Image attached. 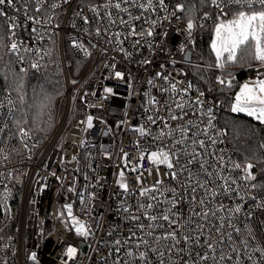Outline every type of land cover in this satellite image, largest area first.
Listing matches in <instances>:
<instances>
[{"label":"built area","instance_id":"built-area-1","mask_svg":"<svg viewBox=\"0 0 264 264\" xmlns=\"http://www.w3.org/2000/svg\"><path fill=\"white\" fill-rule=\"evenodd\" d=\"M42 2L44 10L39 13V18L46 20L51 17V22L40 25L25 20L23 10L18 14L12 8L4 7L9 17L17 18L19 27L16 29V39L23 41L24 46L46 51L49 42L54 38L57 40L65 90L56 121L42 140L34 138L30 132L23 136L15 130L13 97L5 94L0 99V129H3L0 131V264H67L65 252L69 246L78 249L73 264H160L161 261L163 264H185V261L192 264L196 252L209 250L185 245L181 241L177 247L190 248L191 256L175 250L168 252L167 245L174 242H157L146 235L150 230L147 228L148 224L163 225L162 228L152 229L154 235L159 236L169 229L168 222L159 219L149 221L137 211L138 203L159 202L158 208L147 209L149 214L159 217L170 206L168 201L172 199V193L169 191H165L163 196L157 192L149 193L146 197L139 195L140 187H151L157 179L164 181L166 189L182 191L181 181L172 180L168 175L170 170L165 165L153 166L147 159V155L157 148L181 147L174 145L181 138L180 133L175 132L174 135L161 139L156 137H159L161 130L168 132L178 125H187L188 121H192L199 129L209 127L207 113L211 108L214 119L208 135L216 138L217 142L215 145H208V151L215 152L217 156L223 155L225 162L229 158L242 165L247 162L236 159L228 141L227 130L220 123L223 113L232 112L226 103L215 101L204 94L203 105H194L191 111L186 108V115L175 109L173 100L180 101L181 95L183 100H195L202 92L186 78L185 65L189 62L185 55L187 50H191V42L185 31L186 20L183 13L175 9L179 0H164L165 7L160 6L158 0H153L155 10L140 7L146 0H112V4L120 2L121 9L127 8V12L111 5L103 7L106 0H68L66 4L62 0ZM52 3H60L61 6L52 10ZM17 7H20V3ZM34 7L33 3L29 4V14L35 16L37 14L33 11ZM92 7H98L99 16L90 10ZM212 8L213 14H209L207 19H202V16L198 20L200 25L214 22L216 18L218 22L219 10ZM231 8L237 7H226L225 12ZM107 12H111V20L105 15ZM82 16L88 17L89 23H84ZM0 18L5 25L4 18ZM122 20L126 23H121ZM33 27L38 28V33L32 32ZM97 27L101 29L100 35L96 34ZM133 27L137 33L135 36L130 34ZM149 28L154 31L152 37L146 34ZM5 30V48L8 50L10 40L6 27ZM116 33L121 35L117 37ZM191 40L193 41V33ZM65 43L77 58L92 61L91 66L77 79L70 74L71 60L66 56ZM78 45H83L90 55L85 56ZM181 45L186 46L183 52L180 51ZM121 47L127 55L119 50ZM22 54L25 55L23 62L13 56L23 69L31 68V62L39 60L34 54ZM40 55L43 59L40 60L38 69L43 66L46 56L44 51ZM145 59L150 63L143 64ZM211 68L217 71V82V77H220L230 80L231 86L248 79L264 78V63L261 62L252 66L243 76L229 71L226 65L223 69H218L216 64ZM116 72L123 73V78L117 77ZM157 72L171 74L170 80L179 82L175 96L169 83L156 77ZM150 79L154 81L153 85L147 83ZM189 82L193 88L188 93L181 94L179 89L186 87ZM108 88L112 89L110 93L105 92ZM163 88H168L169 91L162 92ZM150 97H155L159 104H150ZM169 107L173 109L171 113L168 111ZM80 109L83 110V115L76 116ZM173 114L183 118L170 120L169 117ZM88 115L93 117V127L85 131L86 124L81 121L86 120ZM149 115L156 118L155 124L147 120ZM166 123L169 125L167 128ZM141 126L150 134L141 136L136 130ZM196 130L193 128V132ZM217 133H220L218 137ZM197 138L206 142L208 140L202 131ZM195 148L196 151L204 152L198 145ZM188 151L191 152L192 147ZM125 152L128 153L126 169L123 157ZM141 153L145 156L143 160H139ZM73 156L76 157L75 160L72 159ZM184 159L181 157V165ZM204 159L216 163L214 157L202 156L201 161ZM137 164L140 165L138 172H131V167ZM190 168L193 173L199 171L196 164ZM121 169H125L129 186L127 192L116 183ZM208 171H213V168H208ZM252 172L256 176L253 183L264 186V165L257 167L254 164ZM229 174L237 180L244 175L241 170L223 173L225 176ZM136 175L141 176L142 185L136 182ZM199 179L203 182L205 176L201 174ZM222 183L217 179L208 187L219 192V185ZM239 189L240 196L233 193L211 199L209 206L213 209L221 203L228 210L241 205V212L231 215L229 211L218 213V217L224 218L220 230L225 238L216 243L215 256L209 252V259L200 264H264V208L257 207L264 201V187L248 190V195H244L247 184L241 181ZM90 193H95L94 200H89ZM80 195L85 198L83 205L80 203ZM152 195H156L158 201H152ZM187 200H190V196L178 208L173 209L181 222L187 219L191 211V204ZM67 204L72 205V214L77 219L91 226V234L87 238L76 235L75 225L64 207ZM124 207H128L130 211L126 213ZM130 215H140V220L133 222ZM220 223L218 218L211 220L202 239L210 233L214 242L219 241L215 228L220 227ZM230 223L233 227L229 226ZM137 224H144L146 227L141 231ZM234 228H239L240 234ZM131 232L136 233L134 238L131 237ZM229 235L232 237L231 241L227 239ZM140 239H147L150 244L141 245L137 249L136 244ZM116 240L121 241L119 252L115 250ZM125 240H128L127 244L124 243ZM242 241L247 243V247ZM4 245L8 247L5 248ZM149 247L157 248L158 251H148ZM129 249L136 253L135 258L127 255ZM139 251L147 253L146 261L138 258ZM160 252L164 255L161 256ZM32 253H36L35 261L29 259ZM222 255L226 259H219Z\"/></svg>","mask_w":264,"mask_h":264},{"label":"snow or ice","instance_id":"snow-or-ice-1","mask_svg":"<svg viewBox=\"0 0 264 264\" xmlns=\"http://www.w3.org/2000/svg\"><path fill=\"white\" fill-rule=\"evenodd\" d=\"M201 5L208 4L216 9H218V22L214 28V38L211 42V49L215 53V61L216 67L218 69H223L226 63L235 62L237 60L238 53L242 51H248L252 57V59L264 63V0H200ZM20 3V7H17V4ZM33 3L35 5L33 11L37 15H30L29 14V4ZM62 3H68V0H62ZM160 6L165 7L164 0H158ZM111 5L116 9H120L121 11L127 12V8L121 9V3L116 2L112 4V0H106V3L102 5L103 7L107 8ZM61 6L60 3H52L50 8L52 10H56ZM229 6H236L238 11L235 12L232 19L224 20L222 17L226 16L227 13L225 12V8ZM259 6V10L257 9ZM4 7L12 8L16 13H20L23 10V15L25 20L31 21L35 25H40L41 23H50L51 17H48L46 20H42L39 18V13L44 10V4L42 0H0V17H3L5 20V25H0V27H6L8 33V39L10 43L7 45L8 52L16 58L23 62L25 59L24 54H34L39 57V60L32 61L30 66L33 69H38L40 67V60L43 59V56L40 55L42 51H44V55H49V51L41 50V49H33L31 47L24 46L23 41H18L16 39V29L19 27V22L16 17H9L8 14L4 11ZM140 7L145 9H153V0H146L145 4H141ZM175 9L180 12H185L186 5L184 3H178L175 5ZM92 12L96 13L97 16L100 15L98 11V7H92L90 9ZM155 10V9H153ZM189 12L192 11V8L189 7L187 9ZM108 16L109 20H111V12L105 13ZM175 15V12H173ZM209 17V12L205 11L203 13L202 19H207ZM84 23H89V19L86 16L81 17ZM135 19H140V17H135ZM179 19V17H177ZM115 21H112L114 23ZM121 23H126L125 21H121ZM155 24V21L152 22ZM197 27L196 21L189 17L186 20V29L187 37L189 42L194 43L191 40L192 33L194 28ZM38 28L33 27L32 32L38 33ZM104 31H107L105 29ZM101 29L99 27L96 28V34L100 35ZM130 34L135 36L137 33L135 32V28L133 27L130 30ZM146 34L148 37H152L154 35V31L152 28L147 29ZM117 37L121 34L116 33ZM166 35V34H165ZM38 38H42L39 37ZM4 40V33L0 31V46L3 45ZM75 45V41L73 42ZM119 43H123V41H119ZM139 43V41H137ZM78 47L83 49L84 55L88 56L90 53L86 48H83V45H78ZM185 45H181L180 51H185ZM121 52H125V49L121 47L119 49ZM225 54H227L225 56ZM125 55L127 53L125 52ZM3 59V57H0ZM143 64H149L150 61L145 59L142 61ZM175 64V61H172ZM190 63V61H189ZM115 67V65H113ZM21 72H24L25 69L21 68ZM115 75L119 78H123V73L116 72ZM171 74H165L164 72H157L156 77L166 81L170 85V90L175 96L177 94V84L179 82H172L170 80ZM218 82L221 85H227L231 87V81L225 80L223 78L217 77ZM75 83V81H73ZM147 83L149 85H153V80H148ZM193 88L191 82L184 88L179 89L181 94H186L189 92L190 89ZM112 91L111 88L105 89L106 93H110ZM162 92H168V88L161 89ZM94 95V93H93ZM145 95H148L145 93ZM204 93L200 92L195 100H183L181 95L180 101L173 100L175 105V109L181 110V112L186 115L187 113L184 111L186 108L188 110H193V106H202ZM22 99V98H21ZM50 103L49 97L42 98L40 104L38 105L37 111V118L43 114L44 110L48 107ZM150 104H159V101L155 99V97L149 98ZM168 111L171 113L173 109L171 107L168 108ZM231 111L234 113H246L250 117H255L256 120L264 123V79H257L252 85L245 83L240 86V91L236 94L235 103L231 106ZM212 109H208V124L209 127H205L203 129H199L197 125H193L192 121H188L187 125H178L175 129H172L168 132H164L161 130L159 137L156 139H161L164 136H172L175 132H179L181 138L174 142V145H181V147H160L154 151H151L147 155V159L152 163L153 166L158 165H165L167 169H169L168 175L171 176L172 180H179L181 181L182 191L177 192L175 188L173 189H166L164 188V181L162 179H157L151 187H140L139 188V195L141 197H146L149 193L157 192L160 196L164 195L165 191H169L172 193V199L168 201L169 207L166 211L163 212L161 216L151 215L148 213L147 209H153L159 207V202L157 203H138L137 204V211L140 212V215L145 216L149 221L155 222L158 219L168 222L169 229L162 235H154L152 229L155 228H162V224H154L150 223L147 225V228L150 229L146 235L148 237H152L157 242L161 240L165 241H172L174 243H169L167 245V251L172 252L173 250L177 252L188 253L191 256L190 248H178L177 246L181 244V241L185 245H191L195 247H199L201 249L206 248L209 251L207 252H196L195 257L192 258V264H200L201 261H207L209 259V252L215 256L217 251L216 243L222 242L224 240V235L221 233V227L223 226V217H218V213L223 211H229V214L232 213H240L241 212V205H236L235 208L228 210L225 209L224 205L221 203L218 207L213 209L210 207L211 199H218L221 195H231L235 194L240 196V189L239 185L241 181L246 182L247 190L245 191L244 195H248V190L256 189L257 187H264L258 185L257 183H253L256 180V176L253 174L252 169L254 168V164L251 162H247L245 164H241L239 162H232L229 158L228 162H225L223 155L217 156L215 152L208 151V145H215L217 140L216 138L209 136V128L212 127L211 121L214 117L211 116ZM182 116H177L175 114L170 115V120H179L182 119ZM163 120V118H161ZM147 120L155 124L156 118L152 115L147 117ZM28 121L25 120L24 123ZM19 126L21 121L16 122ZM81 123L86 124L85 131L93 127V117L88 115L86 120L81 121ZM165 127H169L166 123ZM193 128L197 130L193 132ZM141 136L148 135L150 133L146 132L145 127L141 126L138 129ZM3 131V129H0ZM201 131L205 136L208 137L207 142L202 139H198L197 137L200 135ZM19 132L23 136L28 135V131L24 127H19ZM191 133V135H190ZM220 133H217V137ZM83 143V141H81ZM199 146L200 149H203L204 152L196 151L195 146ZM25 147L27 145L25 144ZM192 147V151L189 152L188 148ZM202 156H211L214 157L216 163L213 164L211 160L204 159L201 161ZM123 157L125 159V169L128 167L127 157L128 153H123ZM181 157H184V163L181 165ZM145 158L144 153H141L139 160H143ZM73 160L76 159L75 156L72 157ZM196 164L198 165L199 171L193 173L191 171L190 166ZM140 165L137 164L136 166L131 167V172L137 173L139 170ZM213 168V171H208V168ZM125 169H121L118 173V178L116 183L119 185L121 189L124 191H129V186L126 181ZM219 169V170H217ZM241 170L244 175L240 177L239 180L233 179L232 176L229 174L227 176L223 175L225 171L229 173ZM158 171V168H157ZM151 173V169L149 170V174ZM203 174L205 176V180L201 182L199 176ZM183 178V179H182ZM59 179V177H57ZM221 180L223 183L219 185L220 191L217 192L214 188L209 189V184H214L215 180ZM135 180L138 184H143L140 175L135 176ZM163 189V190H162ZM73 189H69L72 191ZM190 196V200H187V203L191 204V211L189 212L187 219L177 218L178 213L173 211V209L178 208L182 201H185L187 197ZM80 203L83 205L85 204V198L83 195L79 197ZM95 199V193L89 194V200ZM152 201H158V197L156 195H152L150 197ZM243 199V197H241ZM67 209L68 216L71 217L72 223L75 225V233L80 237L87 238L91 234V226L87 225L85 222L77 219L72 214V205L67 204L64 206ZM257 207L264 208V201H261ZM197 209H200L199 211ZM126 213L130 211L128 207H124L123 209ZM63 215V213H61ZM140 215H130V219L133 222H138L140 220ZM250 216L251 213H248ZM220 220V227H216L215 231L219 235V241L214 242L212 240L211 234L209 236L202 239L204 233L208 231V226L211 220L215 219ZM199 221V222H198ZM139 230L143 231L146 227L144 224H137L136 225ZM230 227H233L231 223L229 224ZM178 229L180 231H178ZM234 231L237 234H240L241 230L239 228H234ZM251 235V233H249ZM136 233L131 232V237H135ZM229 241H231L232 237L229 235L227 237ZM125 244L128 243V240L124 241ZM245 247H247V243L242 241ZM114 244L117 246L116 251L119 252L120 248L118 247L121 244L120 240H116ZM150 241L147 239H140L137 244L136 248L139 249L141 245H149ZM5 248L8 245H4ZM148 251L157 252V248L149 247ZM222 251V249H221ZM78 254V249L76 247L69 246L66 249L65 256L67 259V264H73L76 256ZM161 256L164 255L163 252L159 253ZM127 255L129 257H136V253L133 252L131 249L128 250ZM138 258L141 260L147 259V253L145 251L138 252ZM29 259L35 261L36 260V253H32L29 256ZM219 259L223 260L226 259L225 256H220ZM163 264V261L160 262ZM187 264V261H185Z\"/></svg>","mask_w":264,"mask_h":264},{"label":"trees","instance_id":"trees-1","mask_svg":"<svg viewBox=\"0 0 264 264\" xmlns=\"http://www.w3.org/2000/svg\"><path fill=\"white\" fill-rule=\"evenodd\" d=\"M179 2L186 5L183 18L187 20L191 17L197 24L193 30L194 43L189 46L192 51V62L185 65L186 78L210 98L231 107L234 91L239 84L231 87L219 84L215 80L217 71L211 68L216 64L211 42L217 18L216 21L204 25L198 23L205 11H208L210 15L213 14V8L208 4L201 5L200 0H179ZM189 7L192 8L191 12L187 10ZM238 10L240 9H227V15L223 19L233 17ZM0 25L4 24L0 21ZM0 31L4 33L3 45L0 46V57H3L0 59V99L5 94L13 97L15 130L19 131V127H24L34 138L42 140L56 121L61 97L65 90L58 42L55 38L49 42L46 51L50 54L45 56L44 64L40 69L27 68L21 72L17 59L5 48V27H0ZM65 52L67 58L71 60L70 74L74 75L75 70L85 66L87 60L77 58L67 43H65ZM258 63L260 62L252 59L248 51H242L238 53L235 62L225 65L229 71H235L239 76H243ZM44 97H49L50 103L43 114L37 118L38 105ZM25 120L28 122L24 123ZM17 121H21L19 126ZM220 123L227 130L229 144L238 161L252 162L257 167L264 165V125L244 114L233 112L223 113Z\"/></svg>","mask_w":264,"mask_h":264},{"label":"rangeland","instance_id":"rangeland-1","mask_svg":"<svg viewBox=\"0 0 264 264\" xmlns=\"http://www.w3.org/2000/svg\"><path fill=\"white\" fill-rule=\"evenodd\" d=\"M257 10H259V9H257ZM233 17H227V18H224V20H228V19H232ZM216 25V24H215ZM214 28H215V26H214ZM213 38H214V33H213ZM213 38H212V40H213ZM215 54V53H214ZM227 54H225V56H226ZM91 63H92V61L91 60H87V62H86V65L85 66H81V67H79V68H77L76 70H75V74L73 75V73H71V75H72V77L74 78V79H77L78 77H80L90 66H91ZM262 79H264V78H262ZM257 79H248V80H246V81H244V82H241L239 85H237V87H236V89H235V91H234V95H233V98H232V100H231V106L235 103V97H236V94L240 91V86L241 85H243V84H245V83H248V84H250V85H252L255 81H256ZM234 113V112H233ZM236 114H239V113H236ZM240 114H244V115H246V116H248L246 113H240ZM77 115H83V110H77V112H76V116ZM248 117H250V116H248ZM251 118H253L255 121H257V122H259V123H261L260 121H258V120H256L255 119V117H251ZM262 125H264V123H261Z\"/></svg>","mask_w":264,"mask_h":264},{"label":"water","instance_id":"water-1","mask_svg":"<svg viewBox=\"0 0 264 264\" xmlns=\"http://www.w3.org/2000/svg\"><path fill=\"white\" fill-rule=\"evenodd\" d=\"M185 59L187 62L192 61V51L191 50H187Z\"/></svg>","mask_w":264,"mask_h":264}]
</instances>
